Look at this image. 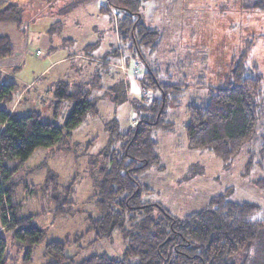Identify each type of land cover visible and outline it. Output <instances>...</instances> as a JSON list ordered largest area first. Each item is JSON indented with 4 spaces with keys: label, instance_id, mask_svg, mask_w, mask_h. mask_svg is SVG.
Masks as SVG:
<instances>
[{
    "label": "rangeland",
    "instance_id": "374dc122",
    "mask_svg": "<svg viewBox=\"0 0 264 264\" xmlns=\"http://www.w3.org/2000/svg\"><path fill=\"white\" fill-rule=\"evenodd\" d=\"M100 1L103 0H0V4L22 5L27 31L25 37L18 32L11 36L17 55L22 53L12 72L19 84L17 93L29 83L14 109L16 114L38 110L42 117L63 126L71 102H63L56 118L48 107L56 81L88 88L97 76V86L91 90L97 112L87 113L61 143L36 148L13 174L17 183L14 198L20 201V214L35 213L33 223L43 228L45 235L34 247L31 260L25 263L24 247L11 238V231L2 230L0 223L11 257L5 264L47 263V241L73 239L86 230L88 214L100 215L97 206L86 203V199L93 193L92 182L103 163L104 152L120 145L119 140L109 144L112 130L128 131L142 113L135 109L133 101L146 104V98L158 93L150 86L146 72L149 67L160 82L172 84L168 95H176L178 102H173L174 97L169 100L174 103L167 108L166 119L173 122L170 130L156 128L152 132L156 160L136 173L138 181L150 188L142 193L141 200L158 202L172 215L182 217L204 207L212 195L225 192L231 200L258 203L260 211L256 217L264 220V188L254 183V178L264 176V168L258 163L251 167L246 163L250 156L258 157L249 152L252 144L246 142L229 163H223L206 149L190 148L184 130L186 105L197 102L211 86L222 83L229 64L238 62L246 39L254 38V44L243 60V71L249 76L259 73L264 88V11L251 7L253 0H144L142 20L158 31V41L153 48L140 43L133 52L130 41L117 36L111 11L99 12ZM42 22L49 31L50 42L43 57H39L34 42L39 28L33 23ZM91 42L96 45L84 52V46ZM113 48H118V58L112 56L104 64L101 56ZM56 59L59 60L44 70ZM259 121L260 132H264V111ZM14 162L9 161V165ZM49 173L55 174L60 185L75 177L72 215H53V203L43 190ZM93 238V232L84 233L78 242L80 247L72 244L68 253L78 261L103 251L119 254L124 247L118 229L109 237L96 241ZM254 253L264 259V227L259 231Z\"/></svg>",
    "mask_w": 264,
    "mask_h": 264
},
{
    "label": "trees",
    "instance_id": "16d2710c",
    "mask_svg": "<svg viewBox=\"0 0 264 264\" xmlns=\"http://www.w3.org/2000/svg\"><path fill=\"white\" fill-rule=\"evenodd\" d=\"M143 1L103 0L98 4L99 12L111 11L117 36L122 41L129 40L133 52L140 43L153 48L158 41V31L142 20ZM250 6L264 11V0H253ZM22 11L21 4L7 2L0 7V22L13 23L25 37ZM253 39L245 40L238 62L229 64L220 85L211 86L206 96L186 105L184 130L190 148L206 149L223 163H229L243 144L250 142V154L258 157L250 156L246 163L250 167L258 163L264 168V132L259 129L264 88L261 75H246L242 66ZM95 45L96 42L87 43L84 52ZM14 51L10 37L0 34V59L13 55ZM112 56L118 58V48L104 52L101 59L108 64ZM146 72L150 75V86L158 93L146 98V104L133 101L135 109L142 113L128 131L115 133L111 128L109 144L119 140L120 145L104 152L103 163L92 182L93 193L86 199V203L97 206L100 215H87L84 233L93 232L96 241L118 229L124 239L122 251L93 253L76 261L67 248L72 244L80 247L78 242L84 235L80 233L73 239L47 241L44 255L50 261L45 264H264V259L254 253L259 231L264 227V220L256 217L260 211L258 203L234 201L221 192L212 195L204 207L177 217L158 202L141 200L142 193L150 188L138 181L136 173L156 160L152 132L156 128L170 130L173 122L166 119L167 108L177 101L176 95L172 103L169 101L173 98L168 95L172 84L160 82L150 67ZM96 79L88 88L56 81L48 107L56 118L63 102H71L63 126L42 117L38 110L23 115L10 112L6 105L14 100L19 84L0 81V223L2 230L11 231V238L24 247L25 263L31 260L33 249L42 241L45 231L33 223L35 213L20 214V201L14 198L17 183L13 174L36 148L61 143L87 113L97 112L91 96ZM13 159L15 162L10 166ZM254 183L264 188V176L254 178ZM74 185L75 177L60 185L55 174L47 175L43 190L53 203L54 216L75 212ZM9 259L5 236L0 233V264Z\"/></svg>",
    "mask_w": 264,
    "mask_h": 264
},
{
    "label": "crops",
    "instance_id": "0c3cea01",
    "mask_svg": "<svg viewBox=\"0 0 264 264\" xmlns=\"http://www.w3.org/2000/svg\"><path fill=\"white\" fill-rule=\"evenodd\" d=\"M5 3H7V2L1 3L0 7H2ZM33 24L35 27L39 28V31L37 33L38 35L34 36V38H35L34 42L36 43L35 44L36 48H41V49L43 48L42 50L47 49L49 47L50 36H49V31H48L46 25L43 26L44 22L40 23V25L35 24V23H33ZM16 32L20 33L13 23H2V22H0V34L1 35H7L11 39V36L15 35ZM11 41H12V39H11ZM14 49H15V51H14L13 55L0 59V81H2V82L15 81V79H17L16 77H14V74L12 72L14 71V69H16L17 66L15 65V63L21 59L22 53H19V56H18L17 55V49L15 46H14ZM39 57H41V56L39 55ZM57 60H59V59L50 61V63H48V65L44 68V70L47 69L51 64H53ZM28 85H29V83L24 85L23 88L15 95V100L13 101V103H11L10 105H8V104L6 105L10 112H12V111L14 112V109H15V107H17L19 101H21V98L23 97L24 92L28 90Z\"/></svg>",
    "mask_w": 264,
    "mask_h": 264
},
{
    "label": "built area",
    "instance_id": "2783aa9c",
    "mask_svg": "<svg viewBox=\"0 0 264 264\" xmlns=\"http://www.w3.org/2000/svg\"><path fill=\"white\" fill-rule=\"evenodd\" d=\"M37 53H38L40 56H42V55H43V50H42L41 48H38V49H37Z\"/></svg>",
    "mask_w": 264,
    "mask_h": 264
}]
</instances>
